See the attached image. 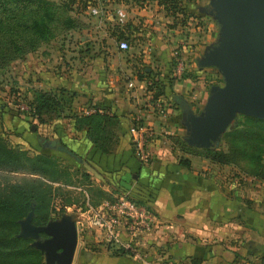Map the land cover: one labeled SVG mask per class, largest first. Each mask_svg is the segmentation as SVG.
Instances as JSON below:
<instances>
[{
  "label": "crops",
  "instance_id": "1",
  "mask_svg": "<svg viewBox=\"0 0 264 264\" xmlns=\"http://www.w3.org/2000/svg\"><path fill=\"white\" fill-rule=\"evenodd\" d=\"M199 1L186 3L182 20L173 21L156 0L141 6L130 0H112L108 11L114 6L123 7L124 25L114 27L111 18L102 15L92 16L96 18L93 27L108 39L115 38L120 27L132 43L127 44V49H118L117 42L82 41L56 47V63L47 65L41 44L9 64H17L20 85L28 97L31 88L63 89V115L38 125L50 128L52 139L76 156L57 150L68 156H60L63 162L73 169L83 164L86 168L82 171L87 174L91 171L100 177L103 173L108 181L117 180L115 189L128 191L135 198L148 200L147 190L155 191L147 202L162 225V238L171 242L176 237L174 249L169 248L170 260L189 264L192 255L201 259L197 264H264V182L244 175L232 165L211 162L173 141L183 140L193 146L185 141L187 116L201 112L211 87L222 84L216 66L197 62L218 36L210 0ZM176 58H186L194 75L176 74ZM208 70H214L221 82L213 81V73ZM142 71L151 72L162 83L161 94L153 103L144 89L145 79L137 78ZM200 71L204 75H198ZM3 101L0 99V136L11 145L37 147L38 136L31 126L28 129L29 117L15 113ZM93 108L118 116L116 141L106 153L91 144L84 129H75L70 117ZM132 120L154 133L148 140L151 159L146 163H140L133 151L131 132L136 123L132 124ZM179 157L188 159L187 167L179 163ZM129 177L134 179L132 183L127 182ZM157 235L160 234L152 232L148 236L154 239ZM146 237L142 234L138 242L143 243ZM237 238L244 253H238L233 243L223 244ZM77 242L72 260L75 258L79 264H141L126 254H110L106 245L99 244L96 250L83 245L76 251ZM147 253L142 256L148 257ZM142 256L138 258L141 261L145 259Z\"/></svg>",
  "mask_w": 264,
  "mask_h": 264
},
{
  "label": "trees",
  "instance_id": "2",
  "mask_svg": "<svg viewBox=\"0 0 264 264\" xmlns=\"http://www.w3.org/2000/svg\"><path fill=\"white\" fill-rule=\"evenodd\" d=\"M75 1L0 0V69L7 67L13 60L22 58L26 53L36 50L56 34L81 27L83 23L75 15L70 14ZM77 1L85 6V0ZM130 1L141 6L149 0ZM156 1L173 21H181L186 14V3L192 0ZM124 23L119 26L122 27ZM112 24L114 27L117 25ZM120 27L117 26L115 38L128 41ZM187 73L183 71L181 75ZM137 78L145 79L147 83L145 89L149 91V101L153 103L161 94V81L156 75L145 71L137 74ZM29 90L30 95L24 102L26 109H19L17 104L16 110L28 116L33 125L46 123L53 117L63 115L62 88ZM70 117L73 127L84 129L85 137L97 150L106 153L112 149L116 141L118 123L116 114L93 108L92 111L73 113ZM134 123L136 121L132 120V124ZM231 124L232 126L222 134L224 149L197 148L186 145L183 140L173 141L182 148L208 158L211 162L232 165L244 175L264 182V118L241 115ZM60 158L53 153H30L25 148L9 144L0 136V173L15 172L29 175L21 176L14 181L5 179L4 185L0 188V264H41L42 252L29 244L30 239L16 236L17 219L23 217L32 206L31 222L40 225L47 221L52 190H59L56 187L52 188L49 183L65 186L72 184L73 168ZM179 163L187 167L188 159L179 157ZM80 175L87 177L84 171H81ZM41 178L49 183L43 182ZM99 192L108 194L103 190ZM62 198L66 200L65 197ZM125 253L126 250H118V247L111 252L113 255ZM189 257L191 264H197L201 260L192 255ZM179 262L182 261L172 263Z\"/></svg>",
  "mask_w": 264,
  "mask_h": 264
},
{
  "label": "water",
  "instance_id": "3",
  "mask_svg": "<svg viewBox=\"0 0 264 264\" xmlns=\"http://www.w3.org/2000/svg\"><path fill=\"white\" fill-rule=\"evenodd\" d=\"M209 5L218 36L197 62L216 66L222 84L211 87L201 112L187 116L185 141L200 148L210 144L234 112L264 118V0H210ZM39 143L76 158L55 139ZM31 217L32 206L17 221V235L31 239L29 244L43 254V264H71L77 240L74 218L62 214L36 225ZM41 233L45 236L39 238Z\"/></svg>",
  "mask_w": 264,
  "mask_h": 264
},
{
  "label": "rangeland",
  "instance_id": "4",
  "mask_svg": "<svg viewBox=\"0 0 264 264\" xmlns=\"http://www.w3.org/2000/svg\"><path fill=\"white\" fill-rule=\"evenodd\" d=\"M54 1H59V0H54ZM200 1L205 2L206 0H200ZM70 14L75 15L79 19V21L81 23H83V25L79 28H72V29H69L67 31L56 34L48 42L43 43L44 48L42 49V53H43L44 58L47 57L46 58L47 65H53V63H56V60L54 61V57H55V51L54 50L56 47H58V49L60 47L65 48L66 45L77 44V43L82 42V41H88V42L93 41V42H99V43L110 41L111 43H115L119 40V39H116L114 37L108 39L106 37V34L103 33V31L94 29L93 26L96 23V18H94V17H92V15H89L86 13L85 7L82 6L80 1L76 0L74 2L72 12H70ZM101 22L103 23V20ZM129 42L131 43V41H128V42L126 41L127 44ZM185 59H184V61H186ZM17 67H18L17 64H13V65L9 64L7 67L0 69V99L4 100L3 102L6 103L7 106L10 105V107L13 108L12 110L15 113L23 115V113H19L16 110L17 109L16 105L24 103L27 100L26 97H28V96L24 93L23 84L20 85V83H21L20 80L22 78L19 77V72L17 70ZM184 67H185L183 69L184 72H189L190 75H192L194 73V71L189 70L187 63H185ZM208 71H212L213 76H214L213 81L216 80L218 83L221 82L220 81L221 78H219V76H217L215 74L214 70H208ZM198 75H204V74L202 71H200L198 73ZM123 80L126 81L127 79H123ZM3 81H4V84H3ZM8 102H9V104H8ZM241 115H243V114L239 113V112H234L231 121L226 123L223 126V128L218 131V133L216 134V137H214V139L212 141H210V144H208L207 146H203L201 148H220V149L222 148V149H224L225 148V142H224V139L222 138V134L229 127L232 126L231 123L234 122L236 117H239ZM40 124H42V123H40ZM32 125H33V123L29 120L28 129ZM38 125H39V123L36 124V128L33 129V131L36 132V136H38V138H39L38 140L54 138V136L52 135V130L50 128L44 127L41 125L38 126ZM33 126H35V125H33ZM164 135L169 137L168 134H164ZM153 136H154V133H152L150 135L149 139ZM130 144H131V142H130ZM27 150L30 153H35L36 151H41L43 153H54L57 156H61V157L67 156L66 154H64L62 152H58L55 149L41 148L39 146V143H38L37 147L27 148ZM60 159H62V158H60ZM71 161H72V164L74 166H76V163H75L76 161H74L72 158H71ZM60 163H62V161ZM81 165L82 166L78 165V166L74 167L77 169H72L74 171V173H73V175H71V180H72L71 185L65 186L62 184L49 183L47 180L41 178V180L43 182L49 183L52 186V188L56 187L59 189L56 191L52 190L53 194H52V197H50L51 199H50L49 204H48V210L49 211H48L47 221L51 220V219H57L62 214L71 215L74 218L76 233H77L78 246L76 248V251L79 249L80 246H83V245L86 248H89L90 250L91 249L96 250V249H99L97 247L100 244V245H106L108 248H110L111 249L110 254H111L112 251L117 249V247H115L114 241L107 240L100 233L96 232L95 230H93L89 227H85V223H86L85 209L88 206H97L102 200H111L112 197H111L110 192H112V194H114L115 192L119 193L120 192L119 189H115V186L117 187V185H116L117 180L114 182V181H111L109 179V181H108V179L104 176L103 173H100V177H98V174H95L91 171H90V174H87V177L84 178L82 175H80V172L82 171V169H85L86 166H83V164H81ZM222 170L223 171H228V170L234 171L233 168H222ZM109 173H112V172L110 171ZM0 174H3V175H0V188L4 185L5 179L9 180V181H14L21 176H29L26 173H15V172L6 173V174L0 173ZM109 177H110V175H109ZM133 180H134L133 178L129 177L127 182L132 183ZM99 190L107 191L108 194L106 192H105L106 195L102 194L99 192ZM154 192L155 191L151 188L147 190L146 196H148L147 197V198H149L148 200L144 197H142V198L137 197V198H140V200H142V201H149L153 198ZM130 195L132 196L133 194L130 193ZM62 197H65L66 200H63L64 198H62ZM132 197L135 198L136 196H132ZM154 213H155V211H154ZM32 214H33V210H32ZM23 217H21V218H23ZM21 218H19V219H21ZM19 219H17V221ZM160 227H162V225H161V223H159L158 218H157L156 213H155V222H154L152 228L150 229V231L143 233V235L147 236L148 239H147V237L144 238L143 243L139 242L137 244V246L135 247L136 251H138L140 256H142L143 254L146 255L147 250L149 251L147 253L148 257L142 256L145 258L143 261L138 259L139 257H135L133 255L132 251L124 249L120 246H118V250H120V249L126 250L127 253H125V254L128 257H130L136 261L137 260L140 261L141 264H173L172 259L170 260V258H171L170 254H168V253H169V248H173L176 245V240H175L176 237H172L171 242H168L166 240L164 241L162 238L163 233L161 232ZM117 230H119V229H117ZM18 231H19V225L17 222L16 236H18L17 235ZM152 232H153V235H154V233L155 234L159 233L160 235L155 236V238L153 239L154 236H152V237L148 236ZM175 235H176V233H175ZM44 236L45 235L42 233L39 234V238H42ZM18 237H20V236H18ZM120 237H122V235H120ZM22 238H24V237H22ZM28 239H30V238H28ZM30 241H31V239H30ZM232 243L235 244L236 251L238 253L239 252H241V253L245 252L244 248L241 246V242L238 241V238L234 242H230V243L223 242V244H232ZM167 260H169V262ZM188 263L191 264L190 261ZM41 264H43V254H42ZM71 264H79V263H77L75 261V258H74V260H72ZM80 264H82V263H80Z\"/></svg>",
  "mask_w": 264,
  "mask_h": 264
},
{
  "label": "built area",
  "instance_id": "5",
  "mask_svg": "<svg viewBox=\"0 0 264 264\" xmlns=\"http://www.w3.org/2000/svg\"><path fill=\"white\" fill-rule=\"evenodd\" d=\"M110 1L112 0H85L86 13L97 17L109 16L112 23L117 25L123 23L125 10L121 6H114L111 12L108 11L107 5ZM116 46L118 49H127L124 39H119ZM184 66L185 61L176 58L173 70L176 74H181ZM143 83L145 89L147 83L145 81ZM127 85L133 86L132 82H128ZM154 105L158 107L159 103ZM17 106L19 109H26L25 103ZM150 135L151 131L146 126L136 123L132 128L133 151L140 163H146L151 159L148 149ZM110 194L111 200H102L97 206H88L85 209V227L95 230L107 240L114 241L115 247L120 246L132 251L135 257H140L135 247L139 243L138 238L152 228L155 222L154 210L147 201L133 198L128 191L115 192L114 194L110 192Z\"/></svg>",
  "mask_w": 264,
  "mask_h": 264
},
{
  "label": "flooded vegetation",
  "instance_id": "6",
  "mask_svg": "<svg viewBox=\"0 0 264 264\" xmlns=\"http://www.w3.org/2000/svg\"><path fill=\"white\" fill-rule=\"evenodd\" d=\"M41 140V139H40ZM40 140H38L40 142Z\"/></svg>",
  "mask_w": 264,
  "mask_h": 264
}]
</instances>
